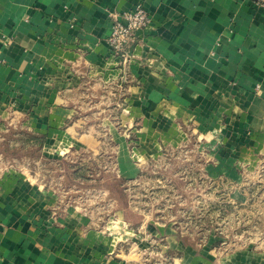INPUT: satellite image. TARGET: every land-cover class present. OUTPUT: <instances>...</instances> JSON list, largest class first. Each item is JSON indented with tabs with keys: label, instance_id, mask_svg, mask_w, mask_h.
<instances>
[{
	"label": "crops",
	"instance_id": "0c3cea01",
	"mask_svg": "<svg viewBox=\"0 0 264 264\" xmlns=\"http://www.w3.org/2000/svg\"><path fill=\"white\" fill-rule=\"evenodd\" d=\"M136 4L151 24L124 61L107 41L111 13ZM123 79L146 126L220 108L264 160V8L253 0H0V125L26 117L46 143L70 142L86 96ZM22 189L0 176V264H130L120 233Z\"/></svg>",
	"mask_w": 264,
	"mask_h": 264
},
{
	"label": "rangeland",
	"instance_id": "374dc122",
	"mask_svg": "<svg viewBox=\"0 0 264 264\" xmlns=\"http://www.w3.org/2000/svg\"><path fill=\"white\" fill-rule=\"evenodd\" d=\"M126 79L86 96L70 142L46 143L11 115L0 125V176L120 233L130 264H264L260 141L241 144L220 108L146 126L128 108Z\"/></svg>",
	"mask_w": 264,
	"mask_h": 264
},
{
	"label": "built area",
	"instance_id": "2783aa9c",
	"mask_svg": "<svg viewBox=\"0 0 264 264\" xmlns=\"http://www.w3.org/2000/svg\"><path fill=\"white\" fill-rule=\"evenodd\" d=\"M256 5L264 8V0H253ZM111 31L107 41L111 47L112 55L124 61L132 58L129 51L130 44L137 38V33L151 24V15L141 5L136 4L130 10L122 13H111Z\"/></svg>",
	"mask_w": 264,
	"mask_h": 264
}]
</instances>
